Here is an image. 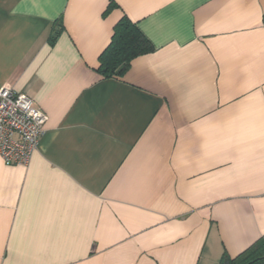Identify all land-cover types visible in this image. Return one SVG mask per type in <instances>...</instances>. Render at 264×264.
<instances>
[{
	"label": "crops",
	"instance_id": "1",
	"mask_svg": "<svg viewBox=\"0 0 264 264\" xmlns=\"http://www.w3.org/2000/svg\"><path fill=\"white\" fill-rule=\"evenodd\" d=\"M128 18L153 49L100 56ZM48 115L0 154V264H219L264 235V0H0V88Z\"/></svg>",
	"mask_w": 264,
	"mask_h": 264
},
{
	"label": "built area",
	"instance_id": "2",
	"mask_svg": "<svg viewBox=\"0 0 264 264\" xmlns=\"http://www.w3.org/2000/svg\"><path fill=\"white\" fill-rule=\"evenodd\" d=\"M48 115L25 92L0 88V154L8 165L26 164L44 131Z\"/></svg>",
	"mask_w": 264,
	"mask_h": 264
},
{
	"label": "trees",
	"instance_id": "3",
	"mask_svg": "<svg viewBox=\"0 0 264 264\" xmlns=\"http://www.w3.org/2000/svg\"><path fill=\"white\" fill-rule=\"evenodd\" d=\"M152 49L151 42L136 24L123 18L115 26L111 42L100 56L99 70L105 76L121 75L134 57ZM219 264H264V235L235 258L225 254Z\"/></svg>",
	"mask_w": 264,
	"mask_h": 264
}]
</instances>
